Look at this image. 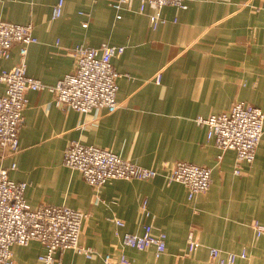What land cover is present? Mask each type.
Here are the masks:
<instances>
[{
  "label": "crops",
  "instance_id": "obj_1",
  "mask_svg": "<svg viewBox=\"0 0 264 264\" xmlns=\"http://www.w3.org/2000/svg\"><path fill=\"white\" fill-rule=\"evenodd\" d=\"M57 1L0 0V18L33 25L37 41L28 46V75L55 84L74 70L71 50L78 45L105 42L124 50L112 58L119 74L114 111L63 108L49 89H29L19 149L10 154L0 148V165L15 162L9 176L27 183L31 207L66 205L86 214L79 244L92 255L70 248L57 252L51 264H106L105 254L114 264L121 253L132 264H207L210 248L222 257L244 251L234 264H264V234L252 225L264 224V134L254 160L242 162L235 173L236 152L228 149L218 160L206 125L195 120L227 112L235 101L264 111V0L166 5L165 21L156 28L149 21L154 8L139 10L144 0H130L120 10L111 5L115 0H63L61 14L53 17ZM19 57L15 44L8 58L0 57V68H11ZM72 141L107 148L159 174L91 185L63 162ZM179 160L211 168L210 188L189 198L184 184L168 181L167 171ZM146 224L166 233L158 257L154 246L138 250L122 243L123 233L140 234ZM190 229L192 250L186 244ZM11 250L15 264H43L38 256L45 249L36 239Z\"/></svg>",
  "mask_w": 264,
  "mask_h": 264
},
{
  "label": "built area",
  "instance_id": "obj_2",
  "mask_svg": "<svg viewBox=\"0 0 264 264\" xmlns=\"http://www.w3.org/2000/svg\"><path fill=\"white\" fill-rule=\"evenodd\" d=\"M189 0H144L139 6L143 11L145 5L152 6L149 14L152 28L165 21L161 9L166 5L186 8ZM130 0H115L111 5L120 10ZM63 0L53 6L52 15L58 17L62 11ZM120 17V14H117ZM86 25V23H84ZM37 41L31 23L21 24L0 18V57L8 58L11 48L19 45V62L11 68H0V82L4 91L0 94V148L14 154L19 149V129L23 122V110L27 105L26 91L29 89H49L55 103L60 107H71L81 112L104 108L114 111L118 102V72L112 65V58L119 56L124 47L102 42L98 46H75L71 53L75 58V68L66 73L55 84L50 85L26 73V54L28 46ZM157 80V78H156ZM198 124L206 125L207 138L214 141L220 160L224 151L236 152L235 173H239L242 162H252L257 146L264 134V111L245 101H235L227 112L197 116ZM65 165L80 170L84 179L91 185L100 186L112 178L147 179L159 174L158 169L144 167L120 157L107 148L87 145L80 141L70 142L64 151ZM16 167L0 165V264H15L11 247L14 244L24 245L36 239L45 251L38 256L43 264L56 261L57 252L76 249L86 256L92 250L79 244L82 222L86 214L66 205L41 204L31 207L25 199L27 183L10 178L9 170ZM168 181H178L187 189V196L205 192L211 184V168L186 161H176L167 171ZM148 214L145 203L142 204ZM117 226L123 221L114 219ZM257 235L264 234V224L253 222ZM116 234L118 232L116 231ZM125 246L144 250L155 247L158 257L165 251L166 233L153 232L149 224L144 225L140 234L125 232L121 235ZM186 244L192 250L196 241L192 229L187 234ZM218 248H210L207 264H234L240 253L227 252L222 257ZM106 264L113 263L110 254L104 255ZM114 264H132L124 253H121Z\"/></svg>",
  "mask_w": 264,
  "mask_h": 264
}]
</instances>
